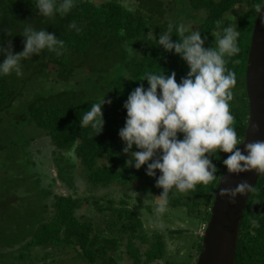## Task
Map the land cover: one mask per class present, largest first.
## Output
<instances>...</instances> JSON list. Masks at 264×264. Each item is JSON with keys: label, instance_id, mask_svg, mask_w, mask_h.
Masks as SVG:
<instances>
[{"label": "trees", "instance_id": "trees-1", "mask_svg": "<svg viewBox=\"0 0 264 264\" xmlns=\"http://www.w3.org/2000/svg\"><path fill=\"white\" fill-rule=\"evenodd\" d=\"M136 1L137 4L130 7L133 10L128 11L119 0H74L70 12L49 18L39 13L38 0H0V65L9 52L12 55L23 52L27 26L51 33L65 43L60 56L44 49L21 58V76L14 72L10 75L0 73V117L12 119L13 126L20 132L30 130L27 133L48 138L54 156H58L54 158L58 159L57 175L71 188L74 180L71 172L76 171L87 190L116 186L124 191L118 201L106 195H77L75 191L67 195L55 194L49 215L46 217L43 208L38 216L32 212L27 234L18 237L20 241L26 240L17 248L16 258L22 264H152L156 261L175 264L167 258L169 252L163 234L146 233L140 218L128 207L132 187L149 197L162 194L163 190L156 186L161 173L157 170L154 176H148L147 164L136 169L132 154L139 149L133 145L125 153L126 144L120 139L119 131L125 126L124 104L129 95L141 84L145 90L148 88L147 80L141 81L145 73L168 76L175 72L177 83L187 77L189 68L182 56L159 44L160 37L165 34L173 43L179 42L181 37L176 29L181 23L188 28L185 35L200 32L205 49L216 48L217 38L213 34L222 33L224 27H235L240 33L239 53L225 59L226 68L236 74L234 98L229 105L235 118L233 127L238 139L243 140L248 121L246 60L258 14L255 6H262L263 0ZM61 2L57 0L58 5ZM217 20L222 22L220 29H217ZM73 22L79 32L69 27ZM169 24L173 25L171 32ZM149 32L152 39H148ZM49 68L52 70L47 71ZM47 72L54 75L49 86L56 89L52 87L39 93L24 109L11 114L32 78ZM81 72H84V81L66 86ZM61 84L65 86L62 89L58 87ZM102 98L111 100V104L102 105L104 124L97 135L90 126L81 127V120L91 105ZM33 138L31 136L28 141ZM178 138L183 139V134H178ZM77 140V161L73 162L64 154ZM160 155L157 152L153 160ZM227 155L217 152L209 156L217 169L216 180L208 185H197L186 193L173 189L167 205L183 207L188 216L205 221L207 225ZM84 205L93 206L100 214L98 218L79 214L78 208ZM196 238L192 244L195 262L202 236ZM54 255H58V259L55 260ZM234 264H264V174L259 175L241 217Z\"/></svg>", "mask_w": 264, "mask_h": 264}, {"label": "clouds", "instance_id": "clouds-1", "mask_svg": "<svg viewBox=\"0 0 264 264\" xmlns=\"http://www.w3.org/2000/svg\"><path fill=\"white\" fill-rule=\"evenodd\" d=\"M122 6L128 11L133 10L128 7L127 0ZM36 7L41 15L52 18L57 13L63 15L70 12L74 0H62L59 5L57 0H38ZM255 7L261 14L262 6ZM221 24L220 20L216 21L217 29ZM69 27L80 31L75 22ZM172 28L173 25L169 24L168 31L171 32ZM176 31L181 37L179 42L173 43L170 36L165 34L160 37L159 44L182 56L189 68L187 77L177 83L175 72L168 76L145 73L141 81L146 79L148 88L145 90L141 84L129 95L124 104L127 113L125 126L119 131L120 139L126 144L123 149L125 153L133 145L139 149L132 154L134 167L139 169L147 164V175L150 177L157 170L161 173L156 182V186L163 190L157 198L161 201L155 208L157 214L167 211L169 192L173 189L186 193L197 185H208L217 179V169L209 159L217 152L228 154L223 163L229 173L254 171L258 175L264 174V141L248 143L245 149L247 155H244L238 147L243 142L237 137L233 127L235 118L230 111L229 102L234 98L232 90L236 85V74L226 68L225 57L239 53L237 41L240 33L235 27H224L222 33L216 31L213 34L217 38L216 48L205 49L199 31L185 35L188 28L183 23ZM24 37L23 52L17 55L9 52L0 65V73L10 75L14 72L21 76V58H28L44 49L60 56L65 50L63 40H57L44 30L36 31L27 26ZM148 39H152L151 32ZM132 51L129 49V52ZM105 102L111 104V100L102 98L91 105L82 117L81 127L90 126L97 135L100 134L104 124L102 105ZM178 134H183V139H179ZM77 144L78 140L64 154L73 162L77 161ZM157 152L161 155L153 160ZM253 190V186L243 182L233 190H221L220 195L245 196ZM131 195L137 198L138 193L131 192Z\"/></svg>", "mask_w": 264, "mask_h": 264}, {"label": "rangeland", "instance_id": "rangeland-1", "mask_svg": "<svg viewBox=\"0 0 264 264\" xmlns=\"http://www.w3.org/2000/svg\"><path fill=\"white\" fill-rule=\"evenodd\" d=\"M93 1L100 2L102 0ZM119 1L124 2V0ZM127 4L128 7H133L137 1L127 0ZM50 70L52 68L47 71ZM84 72L87 73V69ZM84 72L78 73L75 79L66 86L78 85L84 81L86 79ZM53 76L47 72L39 78H32L24 96L17 100L10 113H18L36 95L54 87L49 86ZM89 85L87 86L90 87ZM58 87L62 89L65 86L61 84ZM54 89L56 88L54 87ZM11 120L0 121V147H2L0 150V264H22L16 258L17 248L23 240L20 241L18 237L21 235L24 237L27 234V228L32 222V212L38 216L40 209L43 208L46 217L49 215L50 205L55 194L67 195L75 191L74 194L77 195L86 197L106 195L118 201L124 192L122 188L116 186L95 191L87 190L85 183L76 171L71 172L74 177L73 188H71L57 175L56 160L58 159L54 158L58 156H54L48 138H38L35 134L27 133L30 130H26L24 133L20 132L19 128L13 126ZM31 136L34 138L29 142L28 139ZM28 143L30 144L27 145ZM131 192L138 193L137 198L132 197ZM129 194L131 198L128 200V207L140 218L144 231L149 235L163 234L169 252L168 260L174 261L175 264H193L196 252L192 244L197 239L196 237L202 236L206 222L188 216L186 209L179 206L166 205L167 211L157 214L155 208L161 203L157 199L158 197L154 195L149 197L135 187L131 188ZM77 212L94 219L100 215L91 205L79 207ZM176 230L183 232L181 234L169 233ZM25 241L23 240V242ZM54 257L56 260L59 256L54 255ZM152 264L165 263L156 261Z\"/></svg>", "mask_w": 264, "mask_h": 264}, {"label": "water", "instance_id": "water-1", "mask_svg": "<svg viewBox=\"0 0 264 264\" xmlns=\"http://www.w3.org/2000/svg\"><path fill=\"white\" fill-rule=\"evenodd\" d=\"M245 89L248 121L241 141L243 143L238 147L247 155L245 149L248 143L264 141V0L251 34L245 68ZM258 177L254 171L232 174L225 168L215 191L208 224L202 233L196 264H234L241 217L251 192L235 197L221 196L220 192L233 190L243 182L254 187Z\"/></svg>", "mask_w": 264, "mask_h": 264}]
</instances>
